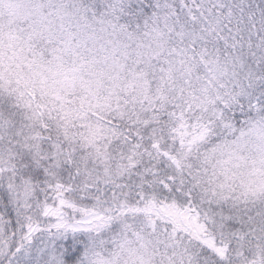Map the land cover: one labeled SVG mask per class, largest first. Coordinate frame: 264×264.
Here are the masks:
<instances>
[{
    "label": "snow or ice",
    "instance_id": "1",
    "mask_svg": "<svg viewBox=\"0 0 264 264\" xmlns=\"http://www.w3.org/2000/svg\"><path fill=\"white\" fill-rule=\"evenodd\" d=\"M0 264H264V0H0Z\"/></svg>",
    "mask_w": 264,
    "mask_h": 264
},
{
    "label": "clouds",
    "instance_id": "2",
    "mask_svg": "<svg viewBox=\"0 0 264 264\" xmlns=\"http://www.w3.org/2000/svg\"><path fill=\"white\" fill-rule=\"evenodd\" d=\"M20 2H21V3H26L27 0H20ZM251 155H252V159H254V160L257 161L256 166H257L258 168L261 167V165H260V163H259L260 158H261V153H260L259 149H254V151L252 152ZM259 178H260V177H258V179H259Z\"/></svg>",
    "mask_w": 264,
    "mask_h": 264
}]
</instances>
